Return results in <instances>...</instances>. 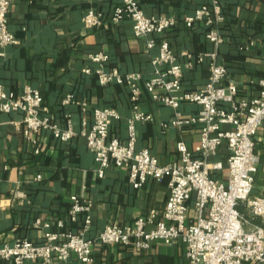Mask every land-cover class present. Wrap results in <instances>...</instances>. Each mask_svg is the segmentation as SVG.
Wrapping results in <instances>:
<instances>
[{"label": "crops", "instance_id": "0c3cea01", "mask_svg": "<svg viewBox=\"0 0 264 264\" xmlns=\"http://www.w3.org/2000/svg\"><path fill=\"white\" fill-rule=\"evenodd\" d=\"M149 17L167 15L176 25L167 33L172 50L183 67V86L187 90L202 89L208 79L206 63L188 65L187 54L214 49L207 40V27L200 22L188 27L184 19L210 0H137ZM122 0H18L9 10V26L18 43L0 49V85L7 91L19 92L26 85L40 91L44 115L61 127L71 121L77 136L60 141L49 131L39 135L40 152L24 133L21 112L0 111V248L29 239L40 243L44 229L34 226L37 219L49 221L54 230L79 231V224L68 219L70 197L77 195L92 203V226L88 238H97L108 225L131 224L137 217L156 209L162 214L169 196V178L148 180L136 189L124 167H111L103 178L95 173L94 155L80 135L83 121L91 125L93 110L113 107L120 118L113 121L110 136L127 139V120L132 117L130 90L126 85H100L97 77L83 70L93 64L92 52H105L110 61L106 70L122 74L139 73L143 86L154 72L153 59L158 49H147L145 38L135 37L128 20L113 23L107 20L99 29L84 25L83 16L91 8L111 15ZM224 42L218 48V61L228 70V80L235 82L240 96L252 99L264 89V0H224ZM73 94L80 104L62 105V99ZM142 111L153 116L152 122L137 123L138 149H148L161 165L178 159L176 144L183 140L190 150L201 140L198 126L178 129L162 124L174 119V109L151 99L143 91ZM184 115L196 114L199 107L185 103L179 109ZM229 128V127H228ZM260 157L255 175L253 196L264 195V124L255 136ZM220 158H227L226 147ZM41 180H36L37 175ZM226 177L227 173L220 174ZM16 191L26 199H14ZM64 222L63 228L55 226ZM0 264H13L11 261ZM25 264H41L28 261ZM53 264H84L76 256L69 261L55 259ZM91 264H187L186 245L180 239L172 245L155 240L149 249L133 246L103 245L94 247Z\"/></svg>", "mask_w": 264, "mask_h": 264}, {"label": "built area", "instance_id": "2783aa9c", "mask_svg": "<svg viewBox=\"0 0 264 264\" xmlns=\"http://www.w3.org/2000/svg\"><path fill=\"white\" fill-rule=\"evenodd\" d=\"M16 1L0 0V49L18 43L9 26V10ZM108 19L113 23L130 21L134 36L145 38L148 50L158 49L152 61L154 72L142 86L139 73L124 75L117 69L107 71L110 61L107 53L88 54L93 66L83 71L95 75L102 86L126 85L133 115L127 120L125 141L110 136L113 121L120 118L119 111L113 107L94 109L91 125L88 128V123L83 121L80 135L94 155V171L99 178L113 166L126 168L136 189L150 179L161 182L168 177L169 196L164 210L160 215L152 209L125 226L110 224L92 239L87 237L93 223L92 203L73 195L68 219L80 225L79 231L54 230L51 222L37 219L34 226L44 229L42 241L22 239L3 246L0 262L53 264L55 259L66 262L74 255L82 263L91 264L97 243L149 249L155 240L172 245L180 239L186 245L187 264H264V195H252L260 163L255 136L264 124V89L252 99L241 97L238 85L228 80L227 67L218 61L226 21L223 0H210L184 19L188 27L203 23L207 27L206 38L214 47L196 55L187 54L190 67L194 63H206L210 73L206 85L196 91L184 88L183 67L167 37L177 23L175 18L149 17L137 0H122L111 15L91 8L82 18L91 29L103 27ZM144 90L153 101L174 109V119L162 124L164 130L169 126L178 129L198 126L200 130L199 145L190 150L179 140L178 159L166 165H161L150 150L137 147V123L154 120L141 109ZM185 103L197 105L198 112L184 115L179 109ZM72 104L80 102L73 94H67L62 105ZM0 111L23 114L24 133L36 153L40 152L42 131H49L55 139L65 142L77 136L70 120L63 128L44 115L43 97L31 85L19 92L7 91L0 85ZM223 146L227 150L225 161L219 157ZM223 172L227 173L225 178L220 176ZM41 179L40 174L36 176V180ZM26 197L25 193L16 191L13 200ZM64 225L62 220L55 222L59 229Z\"/></svg>", "mask_w": 264, "mask_h": 264}, {"label": "trees", "instance_id": "16d2710c", "mask_svg": "<svg viewBox=\"0 0 264 264\" xmlns=\"http://www.w3.org/2000/svg\"><path fill=\"white\" fill-rule=\"evenodd\" d=\"M224 1V0H223ZM223 7H224V5H223Z\"/></svg>", "mask_w": 264, "mask_h": 264}]
</instances>
